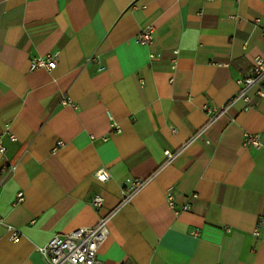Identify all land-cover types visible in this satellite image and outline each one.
<instances>
[{
  "label": "crops",
  "instance_id": "0c3cea01",
  "mask_svg": "<svg viewBox=\"0 0 264 264\" xmlns=\"http://www.w3.org/2000/svg\"><path fill=\"white\" fill-rule=\"evenodd\" d=\"M262 28L264 0H0V264H44L37 247L116 208L102 264H264V97L202 110L264 58ZM128 178L150 181L118 207Z\"/></svg>",
  "mask_w": 264,
  "mask_h": 264
},
{
  "label": "built area",
  "instance_id": "2783aa9c",
  "mask_svg": "<svg viewBox=\"0 0 264 264\" xmlns=\"http://www.w3.org/2000/svg\"><path fill=\"white\" fill-rule=\"evenodd\" d=\"M256 24L259 23L257 19ZM262 37H264V28H262ZM153 40V28L149 27L141 31L137 37L136 42L139 45H149ZM177 55V51H174ZM56 57L57 53L48 54L44 57H36L30 60L29 65L31 70L45 69L51 71L56 67ZM175 64V59L173 60ZM241 86L240 90L233 95L225 105L216 109L205 105L203 107V112L209 117V124L216 121L220 116L227 113V111L234 106L236 103H242L245 108H248L251 101L250 91L257 87L256 95L259 97H264V58L256 57L254 59V64L250 69L248 75L243 77L238 81ZM63 105L71 104L69 99L62 100ZM109 121L111 123L112 129L116 132H120V128L117 123H115L110 115H108ZM202 134V131L194 136L198 138ZM14 140L13 137H10ZM62 143H57L54 147V151ZM244 145L248 147L259 148L261 142L257 135L248 134L245 136ZM7 148L0 140V156L5 157ZM165 158L166 162H170L174 155L166 152ZM4 168L8 174H11L15 170L14 165H9L5 163ZM94 179L99 183H106L110 179V174L105 169L97 170L94 175ZM150 181L139 179H126L122 185V199L118 207L126 205L131 202L133 197L140 192ZM166 201L171 208H174V203L172 201V195L170 192L166 194ZM16 204H21L24 202V195L22 191H19L16 195ZM103 199L101 195L95 196L90 202L91 207L94 210H98L102 207ZM189 209L188 205L182 207V210ZM118 210L116 208L111 214L105 218H101L99 222L93 227L78 228L70 231L69 233L63 235H56L52 237L44 246L37 247V252L42 258L44 264H102L98 258V251L103 245L108 236V223L111 217ZM2 221L0 220V223ZM7 230L10 233V241L17 243L20 238V233L17 229L8 227ZM257 234V231H255ZM197 235V231L194 232Z\"/></svg>",
  "mask_w": 264,
  "mask_h": 264
}]
</instances>
